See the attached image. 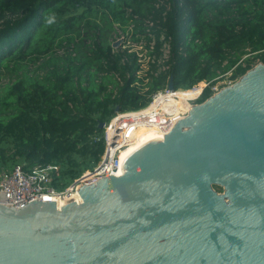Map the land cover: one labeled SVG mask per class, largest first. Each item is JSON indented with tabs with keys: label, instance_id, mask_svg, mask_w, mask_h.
I'll return each mask as SVG.
<instances>
[{
	"label": "trees",
	"instance_id": "16d2710c",
	"mask_svg": "<svg viewBox=\"0 0 264 264\" xmlns=\"http://www.w3.org/2000/svg\"><path fill=\"white\" fill-rule=\"evenodd\" d=\"M117 37L144 39L149 59L113 48ZM254 59L264 63V0H0V171L56 166L51 186L65 189L98 163L115 107L146 106L170 79L208 83L202 102Z\"/></svg>",
	"mask_w": 264,
	"mask_h": 264
},
{
	"label": "water",
	"instance_id": "95a60500",
	"mask_svg": "<svg viewBox=\"0 0 264 264\" xmlns=\"http://www.w3.org/2000/svg\"><path fill=\"white\" fill-rule=\"evenodd\" d=\"M77 192L0 203V264H264V63Z\"/></svg>",
	"mask_w": 264,
	"mask_h": 264
},
{
	"label": "built area",
	"instance_id": "2783aa9c",
	"mask_svg": "<svg viewBox=\"0 0 264 264\" xmlns=\"http://www.w3.org/2000/svg\"><path fill=\"white\" fill-rule=\"evenodd\" d=\"M114 45L116 42L112 44V46ZM166 48L168 53V44ZM132 51L136 52V50ZM167 53H163L164 59L167 58ZM138 57L140 62L149 59V57L144 58L143 53L139 54ZM257 63L261 62L258 61ZM231 83L232 80H229L228 83L219 87L214 84L209 85L210 95ZM198 84L188 90H170L166 87L156 92L148 104L140 109L122 112L118 109V111H114L113 116L103 126L104 150L98 163L91 170L76 178L65 189L56 190L51 186L53 178L58 176L56 166L34 167L26 171L22 165L17 164L10 169L1 170L0 195L2 199L0 203L20 208L41 197L66 199L72 193H78L79 185L95 183L99 179L115 173L120 163L121 151L134 141V134L137 130L151 128L159 131L158 135L167 133L168 129L185 117L188 112V110L184 111L180 108V102H187L189 108L200 103L203 92V88L200 86L198 87L199 91L192 97L183 101L179 97V93L193 91ZM203 86L208 87V83Z\"/></svg>",
	"mask_w": 264,
	"mask_h": 264
},
{
	"label": "rangeland",
	"instance_id": "374dc122",
	"mask_svg": "<svg viewBox=\"0 0 264 264\" xmlns=\"http://www.w3.org/2000/svg\"><path fill=\"white\" fill-rule=\"evenodd\" d=\"M120 37H117V39H115L113 42H112V44H114L115 42H116V45H114V46H112L113 48H115V49H119V50H124L125 48H129V49H131L130 51H132V50H136V52H137V54H138V56H139V54H141V52H140V50L143 48V51H142V53L144 54V52H145V46H146V44H147V42L144 40V39H141L140 41H138V42H136V43H134V42H129V44H127V45H125V44H121V39H119ZM162 39V38H161ZM131 41V40H130ZM148 44L151 46L152 44H153V42L152 41H150V42H148ZM167 42L165 41V40H163V46H162V48H163V53L164 54H166L167 52H166V46H167ZM136 45V46H135ZM128 49V50H129ZM257 62H258V60L257 59H254V62L252 63L253 64V66L255 65V64H257ZM29 71L32 73V74H34V73H37V72H41V70L40 69H38V64H36V65H32L30 68H29ZM230 79H229V74L228 75H226V76H224L223 78H221L219 81H215L214 82V85H216V86H222V85H224V84H226V83H228V81H229ZM236 80V79H235ZM235 80H232V82H234ZM8 82V79L7 78H4V77H2L1 78V80H0V87H2L3 86V84H6ZM204 84H207V83H205L204 81H202V82H200L199 84H198V86H197V88H195V90H193V91H191V92H185V93H179L180 94V96H182V97H184V98H186L187 96H185L186 94H188V95H190V96H193L194 94H196L198 91H199V86L200 87H202L203 89L205 88V86H203ZM183 104L186 106V105H188V103L187 102H183L182 104H181V106H182V109L184 110L186 107L185 106H183Z\"/></svg>",
	"mask_w": 264,
	"mask_h": 264
},
{
	"label": "bare ground",
	"instance_id": "6f19581e",
	"mask_svg": "<svg viewBox=\"0 0 264 264\" xmlns=\"http://www.w3.org/2000/svg\"><path fill=\"white\" fill-rule=\"evenodd\" d=\"M179 97H180V99H181L182 101L185 100L186 98H188V97L184 98V97L180 96V94H179ZM190 97H192V96H190ZM183 102H185V101H183ZM183 102H180V108H181V109H182L181 104H182ZM183 106H185V105L183 104ZM185 107H186V108L184 109V111L189 109V105H186ZM158 134H159V131H157V130H152L151 128H149V129L146 128V129H139V130H137V131L135 132V134H134V141H133L132 143H130L128 147L124 148V149L121 151L120 161H121L122 157H123L127 152H129L130 150H132L135 146H137V145H138L140 142H142L143 140H145V139H149V138H152V137H155V139L158 140Z\"/></svg>",
	"mask_w": 264,
	"mask_h": 264
}]
</instances>
